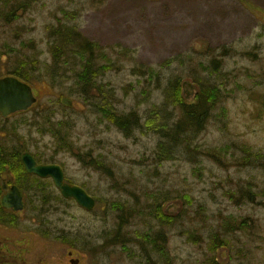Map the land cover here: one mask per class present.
I'll return each mask as SVG.
<instances>
[{
	"label": "rangeland",
	"instance_id": "1",
	"mask_svg": "<svg viewBox=\"0 0 264 264\" xmlns=\"http://www.w3.org/2000/svg\"><path fill=\"white\" fill-rule=\"evenodd\" d=\"M64 13L73 14L69 24L121 66L99 76L98 85L114 95L116 112L137 115V125L125 135L105 120L92 96L80 95L72 75L55 88L31 83L37 102L6 121L0 117L5 128L0 129L7 131H0L2 148L13 154L20 142V154L50 158L61 168L65 182L95 200L93 209L86 211L63 198L51 179L29 181L33 189L28 197L34 207L27 205L14 219L13 264H70L69 258L79 259L78 264H162L158 255L149 247L143 246V251L135 240L138 234L160 228L153 215L155 200L166 215L181 216L186 209L190 217L162 228L171 264H210L211 259L215 264H264V0H35L18 20L0 19V42L13 48V62L0 66V76L7 75L16 59L51 65L45 27L56 19L63 21ZM28 42V47L22 46ZM124 49L129 51L127 58L122 56ZM224 51L218 76L210 75V60ZM246 52L249 57L243 55ZM138 65L153 66L158 77L146 82L133 76L131 69ZM198 75L221 83L223 91L205 129L192 137L191 150L223 148L225 161L234 163L246 145L261 154V160L221 168L182 148L170 160L158 159L160 136L145 127L148 112L160 106L174 77L183 78V98L193 100L191 81ZM63 96L73 99L72 108L61 105ZM43 116L50 117L54 126L61 123L68 128L71 149H60L53 134L33 127ZM88 155L110 173L88 164ZM246 182L251 202L247 197H229L228 192L237 193ZM114 202H125L131 215L139 214L119 233L128 239L124 242L130 241L127 251L116 244V237L110 239L119 214L112 210ZM228 216L245 221L244 232L221 229L222 218ZM184 229H197L201 242L190 241L180 233ZM216 232L221 238L226 234L228 246L211 254L208 236Z\"/></svg>",
	"mask_w": 264,
	"mask_h": 264
},
{
	"label": "trees",
	"instance_id": "2",
	"mask_svg": "<svg viewBox=\"0 0 264 264\" xmlns=\"http://www.w3.org/2000/svg\"><path fill=\"white\" fill-rule=\"evenodd\" d=\"M30 2L32 4L35 0H0V19L6 22L18 20V14L26 12ZM249 6L254 9V6ZM62 19L64 20L56 19L54 24L45 27L51 65L43 67L38 65L35 59H31L29 63L22 59H16L14 61L15 66L11 70H7V75L5 76L15 77L27 84H41L44 82L50 87L54 85L55 88L63 84V81L68 82L71 80L69 76L72 75L73 84L75 87H79L78 90L80 95L84 97L91 95L93 103L96 102L98 114H101L105 120L115 125L125 135H128L131 133L132 128L134 129V126L137 125V115L135 113L124 115L116 112L112 104L114 95L104 93L108 91H106L102 85H98L99 76L112 70L118 71L121 66L118 65V62L105 57L103 47H99L96 43L88 40L75 25L69 24L75 19L73 14L64 13ZM27 44H30V42L22 44V46L28 47ZM128 52L129 51L125 49L123 50V58L128 57ZM226 53L227 51H224L223 54L219 55L220 57H213L210 60L208 68L210 75L216 74L218 76L221 59L227 55ZM243 55L249 57L250 53L246 52ZM12 60L13 48L8 43H4L3 41L0 42V66H5ZM100 61L103 62L98 65ZM170 61H174V59H170ZM170 61H168L167 64H169ZM131 72L133 76L146 78V82H150L152 79L158 77V73L153 66L138 65L132 67ZM48 80L49 82L46 83ZM182 80L183 78L178 76L168 81L164 89V99L162 103L158 108L153 106V110L148 112L145 119V127L160 136L156 146V155L158 159L170 160L176 153L177 148H182L186 154H191V152L194 151L204 155L217 163L221 168H227L229 166L243 167L261 160L262 155L259 153L254 154L255 152H253L251 148L244 147L246 145L241 148V157L235 159L234 163L225 161L227 153L223 148L201 147L191 150L189 143L192 137L198 135L205 129L211 118L212 112L220 102L223 89L221 83L209 79L208 76L203 77L198 75L192 78L191 83L195 86L196 92L193 100L188 102L182 96ZM70 88H72V85ZM68 94L73 95L75 93L70 92ZM51 122L53 121L50 117L43 116L40 117V120L36 119L34 121L33 127L38 129L41 133H45L46 130H48V132L53 134L57 146L60 149H71V143L66 141V138H68V128L61 125V123H57V125L54 126ZM3 126L4 124H0V128H3ZM3 129H0V131L7 133V131ZM11 135L13 136V140H16L17 136L15 134ZM18 145L19 147L23 146L20 142ZM2 146L3 145L0 144V173L10 172L13 175V184L17 185L26 193L27 205L34 207V202L32 198L28 197V193L33 189V187H31L33 181L42 180L33 175H28L25 172L20 161L21 148L18 147L16 151L15 148H13L12 154L2 148ZM86 158L88 164L94 165V167H102L110 173V170L104 167L100 160L93 158L91 155H88ZM34 159L38 165L53 164L50 158L47 159L42 155L37 157L34 156ZM227 164L229 165L227 166ZM249 184L250 182H246L245 187H238L237 193L228 192L227 194H229L230 198H235L237 196H240V198L247 197L248 201L251 202L253 200V194L248 188ZM157 202V200L154 201L155 209L153 210V215L159 222L160 228L145 234H138L135 240L143 251L144 247H149V252L158 255L162 264H171L170 258L167 256L168 253H166V234L163 232L162 228L164 225L179 223V220L188 217V215L186 209H183L181 216L176 215L174 217L166 215L162 210L163 205ZM185 202H188V198ZM190 203L191 200L188 204ZM133 208L137 209L138 207ZM112 210L119 212V214L116 219L115 234L112 235L110 239L116 237V244L124 251H127L128 248L125 245L129 244L130 241L124 242V240L126 241L128 239L122 238L119 233L128 225V222L136 219L139 214L136 213L131 215L133 210L127 209L125 202L112 203ZM202 214L203 210L199 209V215L203 216ZM245 226V221L236 222L229 216L223 217L219 224L221 229L229 230L231 228H237L234 231L239 232H244L246 229ZM180 233L188 237V239L194 243L201 242L197 229H184ZM220 233H211L208 236L207 244L211 254H214L219 248L228 246V241L225 238L226 234L221 238L219 237ZM210 264H215L214 259L210 260Z\"/></svg>",
	"mask_w": 264,
	"mask_h": 264
},
{
	"label": "water",
	"instance_id": "3",
	"mask_svg": "<svg viewBox=\"0 0 264 264\" xmlns=\"http://www.w3.org/2000/svg\"><path fill=\"white\" fill-rule=\"evenodd\" d=\"M37 101L31 87L15 77H4L0 79V115L4 118L19 112L27 111ZM62 106L72 108L73 100L62 97ZM21 161L28 174H34L40 178L50 177L65 199L72 198L76 204L86 210L94 207V200L89 197L81 188L72 186L64 182L63 172L56 165H37L32 155L25 152L21 155ZM9 178V175H6ZM1 189L3 195L0 205L4 209H11L14 213H19L24 209L25 201L23 192L15 185L8 187L5 179L0 176ZM76 264L77 262H71Z\"/></svg>",
	"mask_w": 264,
	"mask_h": 264
},
{
	"label": "flooded vegetation",
	"instance_id": "4",
	"mask_svg": "<svg viewBox=\"0 0 264 264\" xmlns=\"http://www.w3.org/2000/svg\"><path fill=\"white\" fill-rule=\"evenodd\" d=\"M8 185L12 183L7 181ZM1 190V189H0ZM1 197V191H0ZM73 253L71 252V255ZM71 263L72 258H69ZM0 264H13V211L0 209Z\"/></svg>",
	"mask_w": 264,
	"mask_h": 264
}]
</instances>
